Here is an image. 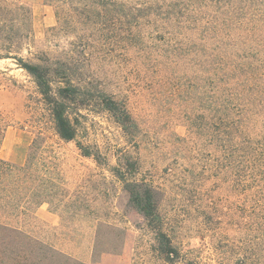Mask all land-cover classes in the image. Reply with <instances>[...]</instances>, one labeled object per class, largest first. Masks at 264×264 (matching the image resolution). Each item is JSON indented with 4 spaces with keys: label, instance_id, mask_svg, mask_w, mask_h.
<instances>
[{
    "label": "rangeland",
    "instance_id": "374dc122",
    "mask_svg": "<svg viewBox=\"0 0 264 264\" xmlns=\"http://www.w3.org/2000/svg\"><path fill=\"white\" fill-rule=\"evenodd\" d=\"M94 1L0 0L32 12L21 38L19 13L0 14V47L21 42L27 61L58 60L84 85L68 113L77 137L66 141L33 77L0 59V157L25 164L40 138L65 187L57 210L44 203L37 219L0 218L31 221L79 264H264V90L242 82L264 72V25L215 49L199 23L159 10L161 0ZM114 106L128 110L130 130ZM131 183L154 187L160 225ZM159 229L178 257L162 254Z\"/></svg>",
    "mask_w": 264,
    "mask_h": 264
},
{
    "label": "trees",
    "instance_id": "16d2710c",
    "mask_svg": "<svg viewBox=\"0 0 264 264\" xmlns=\"http://www.w3.org/2000/svg\"><path fill=\"white\" fill-rule=\"evenodd\" d=\"M107 3L123 8L127 4L121 0L94 1L95 6H99L98 9L107 7ZM155 5L159 10L167 9V13H171L178 21L199 23L206 34V40L210 41L212 48L215 49H218L219 45H226V37L243 36L242 33H237L238 30L245 31L244 28H247L248 31H252L250 25L255 29H258L259 25H264V0H161ZM1 13H19L21 20L16 14V19H12L14 23L12 30L17 22L16 29L20 33V38L25 36L21 32L22 27L32 19V12L26 5L18 4L15 7L0 5ZM29 32L31 33V29ZM258 43L264 45V39ZM21 49H23L21 42L4 45L0 47V59L16 60L17 64L33 77L40 93L51 106L57 134L63 140H75L77 128L68 113L70 104L75 103L83 89L82 81L58 60L45 65L27 61L20 55ZM245 75L242 82L248 83L249 89L264 90V72L259 67H256V73L246 71ZM56 78L64 83V86L58 87L57 90L54 88ZM259 93L260 91L257 95ZM112 108L123 128L126 131L130 130L133 123L128 110L125 107L119 110L117 106ZM2 121L3 115L0 111V130L5 131L6 126L1 124ZM79 146L84 155L92 154L82 144ZM46 148L40 138H34L25 164H16L0 157V213L20 212L21 215L37 219V209L44 203H48L54 210L63 204L64 178L53 157L51 155L47 157ZM131 184L130 193L144 203L150 213V221L160 225L162 218L154 197V187L147 183ZM30 222L14 223L10 219L0 218V264H79L33 234L34 227ZM158 232L162 254L169 260L178 257L179 252L172 247L166 233L161 229Z\"/></svg>",
    "mask_w": 264,
    "mask_h": 264
}]
</instances>
